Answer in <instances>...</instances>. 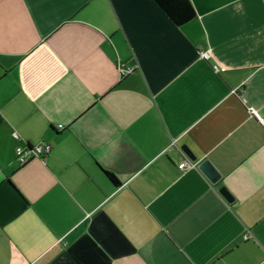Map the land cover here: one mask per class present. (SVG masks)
Instances as JSON below:
<instances>
[{"label":"crops","instance_id":"crops-1","mask_svg":"<svg viewBox=\"0 0 264 264\" xmlns=\"http://www.w3.org/2000/svg\"><path fill=\"white\" fill-rule=\"evenodd\" d=\"M192 2L0 0V264H264V0Z\"/></svg>","mask_w":264,"mask_h":264},{"label":"built area","instance_id":"built-area-1","mask_svg":"<svg viewBox=\"0 0 264 264\" xmlns=\"http://www.w3.org/2000/svg\"><path fill=\"white\" fill-rule=\"evenodd\" d=\"M201 56L208 59L210 54L207 50L201 51ZM135 70V66L128 64L127 62L121 61L118 63V71L122 77L128 75ZM14 136L18 137L17 132H14ZM175 140L172 144H175ZM51 151V144L48 142H39L33 145H18L16 147V159L20 165H23L36 157H44ZM180 169H186L196 166V163L189 157H185L178 163Z\"/></svg>","mask_w":264,"mask_h":264},{"label":"trees","instance_id":"trees-1","mask_svg":"<svg viewBox=\"0 0 264 264\" xmlns=\"http://www.w3.org/2000/svg\"><path fill=\"white\" fill-rule=\"evenodd\" d=\"M173 23L181 25L196 16V8L192 0H155ZM110 178L119 183L118 178L106 171Z\"/></svg>","mask_w":264,"mask_h":264},{"label":"water","instance_id":"water-1","mask_svg":"<svg viewBox=\"0 0 264 264\" xmlns=\"http://www.w3.org/2000/svg\"><path fill=\"white\" fill-rule=\"evenodd\" d=\"M181 150L192 160L196 161L197 160V155L194 153V151L187 145V144H182L181 145ZM199 168L209 177V179L213 182H217L220 177L221 173L220 171L216 168V166L209 160L205 159L199 164ZM220 191L225 195V197L232 201L234 200V196L232 193L229 191V189L223 185L220 187Z\"/></svg>","mask_w":264,"mask_h":264}]
</instances>
